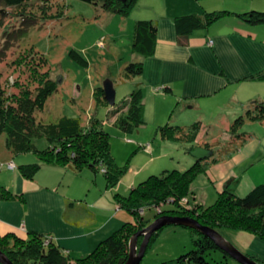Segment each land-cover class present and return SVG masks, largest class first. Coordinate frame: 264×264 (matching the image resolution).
<instances>
[{
  "label": "rangeland",
  "instance_id": "obj_1",
  "mask_svg": "<svg viewBox=\"0 0 264 264\" xmlns=\"http://www.w3.org/2000/svg\"><path fill=\"white\" fill-rule=\"evenodd\" d=\"M217 1L221 2V0ZM226 1L231 3L230 7L222 5L219 6L222 8L218 9L226 8L230 11L237 9L243 12L250 10L251 7L249 6L250 0ZM111 15V13L100 10L98 6L82 0H33L29 4L21 6L0 8V86L3 90L2 107L8 110L10 108H16V110L22 108V104L17 105L18 101L32 100L37 92L38 79L42 78L43 80L48 77L54 82L56 89L47 97L43 109L40 111L33 109L31 111L35 121L41 123L53 122L62 116L78 117L82 124L87 123L91 116L101 120L103 128L109 134L110 153L115 163L119 167L126 168L119 180L129 170L131 172L134 167L141 170L142 167L152 164L148 168L149 170L146 169L147 176L144 178L146 179L149 175H159L163 171L173 168L184 170L193 161L202 158L207 160L206 172L211 173L214 167L217 168L224 163H228L234 160L235 157H241V153L235 155L240 149L238 151L233 150L230 153L223 151V148L227 147L226 140L232 138L230 136V124L235 116H230L229 120H227L226 114L220 115L219 113L222 112V106L220 105L218 109L216 108L219 105V101H223L219 98L221 95H218L222 93H217L214 97L200 98V102L203 104L202 108L200 107V110L193 111L191 118L185 114L181 115V120L183 122L188 121L187 124L197 120L200 121L201 126L193 138L191 150H195L198 147L211 150L212 153L206 157L196 158L184 147H181V144L178 143L180 146L178 147L176 142L164 139L160 135L158 125L162 123L159 121H165L164 119L168 116L171 107L169 104L170 99L167 97L158 95L156 99L158 102L155 105V118L143 115L144 122L132 133H125L114 125V115L110 116L111 110L121 104L122 100L128 96L130 88L128 90L127 86L132 81L130 77L124 78L122 74L124 62L130 60L128 57H131L129 56L131 51V30L129 26L127 28L122 23L124 18L127 20L129 14L125 15L126 17L113 14L112 16L114 17L112 18L110 17ZM209 44H212V40ZM72 48L80 52L86 60V64L81 65L68 57V51ZM106 79L112 80L116 92L114 106L100 103L99 98L94 93V88L102 86ZM257 84L259 85L256 90H254L255 87H250L249 89L264 95V86L261 85L264 82ZM247 93L249 94L251 91ZM4 123L0 118V181L8 173L7 169H14L18 163H21L20 161L22 160L20 159L22 157L26 156L29 160L35 159L32 152L17 153L15 151L14 140ZM237 131L239 133H249L252 135L251 138L254 139L257 135H264V122L246 119L240 124ZM216 139H219V141ZM33 143L38 148L47 146V140L42 137L35 138ZM148 144L151 149L148 148ZM139 145L141 146L139 147ZM217 147L220 149L216 150ZM188 156L192 158L191 161H188ZM14 158L16 165L13 163ZM242 162L246 165L244 160ZM16 168L18 169V166ZM224 168V171H226L230 169V165L227 164ZM230 170L232 171L227 172V175H225L226 173L224 175L219 173L218 175L221 178L222 189L232 187L230 181H233L231 177L236 171ZM85 172L90 171L84 168L80 171H75V174H78L77 176H65L63 181L58 184V187L69 192L72 197L80 198L82 203H86L98 211L94 205L97 206L96 202L100 204L103 200L98 197L102 194L105 186L107 187L105 177L101 172H98V181L95 184V178H93L92 173L90 172L88 176H85ZM206 172L200 175L206 174ZM244 173L245 171L243 170L242 173L240 172V176L238 178L235 177V179L244 178ZM119 180L114 186L109 187L114 188ZM139 182L141 181L136 180L133 187H136ZM208 185L206 186L207 196H204L200 190L195 192L196 197L201 195L203 205H210L216 197V194L211 192L215 190L213 185L210 183ZM193 187L203 188L197 178L193 182ZM131 189L124 191L120 187L118 191H113V195L118 193L126 195ZM191 194L193 193L180 199L187 207H192L194 203ZM105 198L106 196L104 195V200ZM197 199L200 200L199 198ZM117 206L121 208L118 204ZM121 210H124L126 214L127 211L124 208ZM113 213L111 209L109 213L105 214L106 223L116 219L113 217ZM153 214V210L145 209V218L151 219L149 223L156 219L152 220ZM127 215L129 218L131 217L128 212ZM102 221L100 219L96 220L97 225H102L104 223ZM109 223L107 231L111 233L115 227H118L119 222L116 221L114 225H109ZM217 231L238 250L241 252L245 251L242 246L244 242L233 235L236 231L231 232L227 228H219ZM191 232L188 227L182 225L169 224L161 227L158 234L146 247L141 260L142 263L159 264L165 262V264H176L175 262H169V260L175 259L178 255L192 248V238L195 237V234ZM20 238L24 239L26 237ZM242 239L245 240L246 238L243 237ZM140 241L141 239L138 240V244ZM64 252L66 253V251ZM206 259L210 264H240L229 255L225 257L224 253L218 249L206 254ZM261 261L264 262L262 259Z\"/></svg>",
  "mask_w": 264,
  "mask_h": 264
},
{
  "label": "trees",
  "instance_id": "obj_2",
  "mask_svg": "<svg viewBox=\"0 0 264 264\" xmlns=\"http://www.w3.org/2000/svg\"><path fill=\"white\" fill-rule=\"evenodd\" d=\"M32 1L0 0V8L21 6ZM82 1L96 5L102 11L122 16L129 14L136 2V0ZM228 15H232L249 25L264 24V10L255 9L243 12L213 10L204 11L203 14L177 15L173 18V23L178 42L183 43V38L192 31L207 27ZM156 34V21L137 19L134 22L131 39V52L134 54V58L124 62L122 68L124 78L141 75L143 58L151 55L154 51ZM68 57L81 65L86 64V60L76 49H70ZM251 77L264 81V68ZM43 80L42 78L38 79L37 92L32 100L18 101L17 105L22 104L23 106L18 110L16 108L8 110L2 107L3 90L0 86V118L2 122H5L4 126L8 127V132L14 140L15 151L17 153L32 152L35 156L34 161L18 165L20 173L26 178H32L44 164H52L63 170L73 171L87 168L94 172L100 170L105 177L106 185L114 186L126 168L119 167L115 163L110 153L109 134L103 128L101 120L91 116L87 123L82 124L78 117L62 116L53 122L35 121L31 111L43 109L47 97L56 89L54 82L48 77ZM162 89L170 91L169 87ZM94 93L99 98L100 103L107 104L101 86L95 87ZM28 104L30 105L26 106ZM242 105V111L235 115L230 124V136L232 138L226 140L227 147L223 148L225 153H230L233 150L238 151L252 137L249 133L237 131L240 124L246 119L264 121L263 100L253 99ZM143 110V93L138 83L131 88L128 96L122 100L121 104L111 110L110 116L114 115V125L125 133H132L144 122ZM200 126L199 120L180 125L169 119L158 125V131L162 138L181 144L184 149L191 153L193 151L191 150L193 138ZM39 137L47 140L46 147L38 148L34 145L33 140ZM239 146L241 147L238 148ZM218 149L220 148L217 147L216 150ZM206 166L207 160L205 158L196 159L184 170L173 168L165 170L159 175H149L136 187H133L128 194H115V202L124 208L131 217L114 232L99 241L95 248L87 254L71 257L48 234L36 232H28L24 239L13 233L0 235V250L14 264H123L128 253V237L135 231L144 228L151 221V219L145 218V209L154 211L152 220L161 215L190 216L216 230L227 228L235 231H246L264 239V181L254 185L244 195H237L230 187L220 189L214 202L210 205H203L202 202L196 200L192 207H187L180 201L182 197H188L190 193H193L191 189L193 182L198 175L206 172ZM0 193L2 197L11 195L2 186ZM160 229L152 234L148 244ZM189 229L195 234V237L192 238V248L178 255L175 259L169 260V262L210 264L206 259V254L212 250L220 249L208 237L195 229ZM220 251L226 257L227 254L222 250ZM244 253L250 258L264 263L256 254ZM139 264H143L142 261ZM159 264H165V262Z\"/></svg>",
  "mask_w": 264,
  "mask_h": 264
},
{
  "label": "crops",
  "instance_id": "obj_3",
  "mask_svg": "<svg viewBox=\"0 0 264 264\" xmlns=\"http://www.w3.org/2000/svg\"><path fill=\"white\" fill-rule=\"evenodd\" d=\"M230 4L226 0L221 2L217 0H136L127 20L124 18L122 21L125 27H130L131 39L133 24L137 19H152L157 23L154 51L143 58L141 75L131 77L132 81L127 86L128 90L129 88L131 90L139 83L142 88L144 116L155 118L158 95L170 99L171 107L164 120L171 119L172 122L180 125L188 123L181 120L182 114L190 117L193 111L202 108L200 98L214 97L217 93H222L218 95H221L219 98L223 101H219L216 108L222 106V112L219 113L226 114L227 120L230 116H235L242 111V104L253 99L264 101V95L249 89L255 87L254 90H256L259 85L257 83L264 82L251 77L264 68V24L249 25L228 15L207 27L192 31L183 38V43L178 42L173 23L175 16L227 10L218 8H222L219 7L222 5L230 7ZM249 6H251L250 9L264 10V0H250ZM235 11L240 12L237 9ZM112 15L111 18L114 17ZM209 40H212V44H209ZM129 56L131 57L128 59L134 58L131 51ZM135 57L138 56L135 55ZM261 85L264 86V84ZM163 87H169L170 91H164ZM250 91L251 93L248 94L247 92ZM261 136L251 138L240 148L242 150L235 155L241 153V157H235L228 163L214 167L211 173L207 171L206 174L198 176L197 179L203 188H195L192 185L193 200L202 202L201 195L196 197L195 192L200 190L204 196H207L208 183L213 185L215 190L210 191L217 196V192L222 189L221 178L218 175L219 173L227 175L232 171L230 169L236 171L232 173L233 181H230V184L237 195L245 194L254 185L263 182L264 135ZM178 147H180L179 144ZM148 148L151 149L149 144ZM188 157V161H191L192 158ZM20 160L22 161L18 165L34 161L26 156ZM243 160L246 165L242 162ZM15 162L14 158V165H16ZM227 164L230 165V169L224 171V166ZM151 165H146L141 170L137 167L132 168L131 172L129 170L114 188L105 186L98 197L103 199L102 202L100 204L96 202L98 205H94L98 211L82 203L80 198L72 197L69 192L58 187L65 176L78 175L73 170H63L52 164H44L32 178L28 179L21 175L17 166L14 169H7L8 173L3 177L5 181H0V187H4L5 191L10 192L11 195L5 197L0 195V235L13 233L26 237L28 232L48 234L71 257L87 254L99 241L119 228L124 220L130 219L127 212L125 214L124 210L117 206L113 191H118L120 187L124 191L127 188H133L136 180L142 181L147 176L146 169ZM243 170L244 178L236 180L235 177L238 178ZM89 171L97 184V173L101 171ZM90 172H85V176H88ZM111 209L116 219L106 223L105 214ZM99 219L103 220L102 225H97L96 220ZM116 221L119 222L118 227H115L111 233L108 232V223L114 225ZM230 231L235 230L230 229ZM233 235L244 242L242 245L245 248L244 252H253L264 260V239L246 231H236ZM243 237L246 239L243 240Z\"/></svg>",
  "mask_w": 264,
  "mask_h": 264
},
{
  "label": "water",
  "instance_id": "obj_4",
  "mask_svg": "<svg viewBox=\"0 0 264 264\" xmlns=\"http://www.w3.org/2000/svg\"><path fill=\"white\" fill-rule=\"evenodd\" d=\"M103 97L107 104L114 105L116 99V92L113 87V82L106 79L102 84ZM212 153L202 147H198L191 152L196 158L206 157ZM182 225L184 227L192 228L211 239L214 244L222 251H224L231 258L235 259L240 264H264L256 261L245 253L238 250L234 245L227 241L217 230L214 228L200 223L197 219L190 216H174V215H161L149 223L142 229L135 231L128 239V253L127 258L123 264H139L142 260L147 244L152 234L159 228L169 225ZM141 241L138 244V238ZM0 263L1 264H14L7 255L0 250Z\"/></svg>",
  "mask_w": 264,
  "mask_h": 264
},
{
  "label": "built area",
  "instance_id": "obj_5",
  "mask_svg": "<svg viewBox=\"0 0 264 264\" xmlns=\"http://www.w3.org/2000/svg\"><path fill=\"white\" fill-rule=\"evenodd\" d=\"M211 40H209V42H210Z\"/></svg>",
  "mask_w": 264,
  "mask_h": 264
}]
</instances>
